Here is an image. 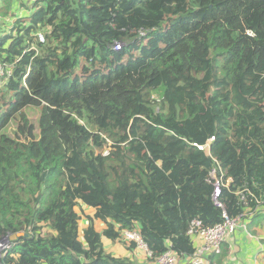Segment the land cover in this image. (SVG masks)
I'll return each mask as SVG.
<instances>
[{"label":"trees","instance_id":"1","mask_svg":"<svg viewBox=\"0 0 264 264\" xmlns=\"http://www.w3.org/2000/svg\"><path fill=\"white\" fill-rule=\"evenodd\" d=\"M0 18V239L25 234L0 264H136L105 246L134 230L186 260L193 221L264 212V0H0Z\"/></svg>","mask_w":264,"mask_h":264},{"label":"built area","instance_id":"2","mask_svg":"<svg viewBox=\"0 0 264 264\" xmlns=\"http://www.w3.org/2000/svg\"><path fill=\"white\" fill-rule=\"evenodd\" d=\"M123 48L122 44H117L115 46V51H121ZM6 74L11 75V71L0 65V81L6 76ZM214 140L212 138L208 144L204 147H199L200 150L208 151L210 148V143ZM221 175L222 172L220 171ZM211 180L215 185L214 201L216 205L220 206L219 197L221 195L222 187H224V181L216 175V171H212ZM246 204V202H245ZM223 222L213 226V227H202V223L199 220L192 222L191 227L188 231V235L193 240L195 244V253L189 258V264H208V259L215 255H220L223 246L228 243L233 235L240 231H246L248 228L249 221L252 218L248 212L239 215L237 217H230L227 214L223 215ZM122 243L130 245V243L135 244L136 248L133 249L135 252H140L144 255L145 259L151 260L153 264H179L182 260L169 251L159 258L152 259V254L148 251L147 246L144 244L139 232L134 231H122ZM12 241L10 236L3 237L0 239V260L5 255V253L10 250Z\"/></svg>","mask_w":264,"mask_h":264},{"label":"crops","instance_id":"3","mask_svg":"<svg viewBox=\"0 0 264 264\" xmlns=\"http://www.w3.org/2000/svg\"><path fill=\"white\" fill-rule=\"evenodd\" d=\"M253 217L252 215L246 231L236 232L223 246L227 255L221 264H264V212L255 220ZM105 246L116 256L132 257L136 264H151L143 254L129 251L128 245L122 242L105 241ZM210 258L208 264H211ZM179 264H189V259L182 260Z\"/></svg>","mask_w":264,"mask_h":264},{"label":"rangeland","instance_id":"4","mask_svg":"<svg viewBox=\"0 0 264 264\" xmlns=\"http://www.w3.org/2000/svg\"><path fill=\"white\" fill-rule=\"evenodd\" d=\"M6 22L7 24L10 23L9 19H2L0 18V24ZM115 63V62H114ZM106 71V69H105ZM97 72H94L92 70H90L87 66H83L82 68V73H80V76L82 79L87 78V77H92L93 75H95ZM27 114L29 115V117L33 120V122L36 125V129L38 128V119L41 115V108L40 107H30L26 109ZM80 213L83 216V220L81 221L82 226H85V215L91 213V211L85 207H83L82 209H80ZM99 229H101V227H98ZM11 236V235H10Z\"/></svg>","mask_w":264,"mask_h":264},{"label":"water","instance_id":"5","mask_svg":"<svg viewBox=\"0 0 264 264\" xmlns=\"http://www.w3.org/2000/svg\"><path fill=\"white\" fill-rule=\"evenodd\" d=\"M24 235H25L24 233H16V234H13V235L10 236V240H11L12 242H14V241H16L19 237L24 236Z\"/></svg>","mask_w":264,"mask_h":264},{"label":"clouds","instance_id":"6","mask_svg":"<svg viewBox=\"0 0 264 264\" xmlns=\"http://www.w3.org/2000/svg\"><path fill=\"white\" fill-rule=\"evenodd\" d=\"M214 141V140H213ZM212 141V142H213ZM209 150H210V148H209ZM209 150L208 151H206V150H203V151H206L208 154H209ZM124 244H126V243H124ZM126 245H128V244H126ZM128 246H131V244L130 245H128ZM135 248V247H134ZM133 250V249H132Z\"/></svg>","mask_w":264,"mask_h":264}]
</instances>
